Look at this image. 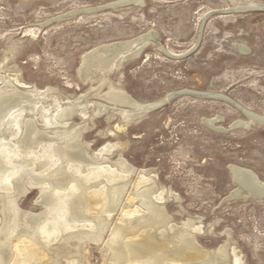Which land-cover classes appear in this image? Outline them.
I'll return each instance as SVG.
<instances>
[{
    "label": "rangeland",
    "instance_id": "rangeland-1",
    "mask_svg": "<svg viewBox=\"0 0 264 264\" xmlns=\"http://www.w3.org/2000/svg\"><path fill=\"white\" fill-rule=\"evenodd\" d=\"M240 1L0 0V85L20 75L22 84H12L21 91L51 86L63 97L111 107L87 94L102 73L84 82L82 55L97 44L154 33L110 78L142 104L161 103L125 130L117 128L118 112L95 117L82 139L94 156L104 150L111 161L152 170L159 192L173 191L165 202L172 223L201 218L207 232L196 238L204 249L234 244L246 264H264V195L237 194L231 171L247 168L264 181V123L256 119L264 117V0ZM72 121L83 124L78 114ZM40 190L33 185L20 208L39 213ZM88 257L102 264L95 244Z\"/></svg>",
    "mask_w": 264,
    "mask_h": 264
},
{
    "label": "bare ground",
    "instance_id": "bare-ground-1",
    "mask_svg": "<svg viewBox=\"0 0 264 264\" xmlns=\"http://www.w3.org/2000/svg\"><path fill=\"white\" fill-rule=\"evenodd\" d=\"M153 38L154 33L144 32L97 44L82 55L79 71L84 82L97 69V74L102 73L98 81H92L99 85H91L87 94L113 107L85 96L63 97L51 86L45 91H21L12 84H22L20 75L2 80L0 264H91L88 256L93 244L102 252V264H246L234 244L210 250L198 243L197 234L205 230L200 217H190L180 225L172 223L165 202L173 191L159 192L152 170L137 169L123 158L111 161L104 150L94 156L82 139L95 117L106 113L111 119L118 112L123 120L117 128L125 130L161 103L142 104L110 78L124 61L140 56ZM105 86L107 91L102 93ZM75 114L83 120L79 128L72 121ZM256 119L264 122L263 116ZM231 171L239 183L237 194L249 190L258 197L264 195V181L253 170L232 166ZM33 185L41 188L37 202L43 209L39 213L18 205Z\"/></svg>",
    "mask_w": 264,
    "mask_h": 264
},
{
    "label": "water",
    "instance_id": "water-1",
    "mask_svg": "<svg viewBox=\"0 0 264 264\" xmlns=\"http://www.w3.org/2000/svg\"><path fill=\"white\" fill-rule=\"evenodd\" d=\"M262 123H264V122H262Z\"/></svg>",
    "mask_w": 264,
    "mask_h": 264
}]
</instances>
